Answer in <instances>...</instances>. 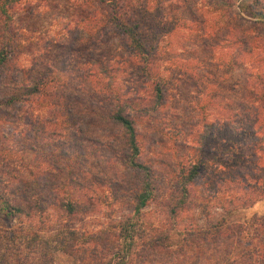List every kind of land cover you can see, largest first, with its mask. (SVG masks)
<instances>
[{
    "label": "rangeland",
    "instance_id": "374dc122",
    "mask_svg": "<svg viewBox=\"0 0 264 264\" xmlns=\"http://www.w3.org/2000/svg\"><path fill=\"white\" fill-rule=\"evenodd\" d=\"M26 1L32 12L21 10L20 2L12 14L17 55L0 72V100L43 72L52 80L47 94L65 99V106L61 116L51 115L46 93L0 105V160L31 169L36 165L41 183L57 176L78 180L76 194L90 195L93 207L71 219L75 228L94 231L132 217L149 231L167 228L178 240V232L204 229L221 219L244 222L264 215V0H145L142 34L150 36L154 24L166 32L154 51L156 70L167 77L163 103L154 106L145 97L142 78L124 62L116 30L106 29L97 14L82 15L81 0ZM129 1L138 7L144 0ZM95 57L111 70L109 88L137 96L145 108L131 113L141 161L156 181L154 198L138 215L130 201L137 178L120 163L119 130L105 119V103L98 96L107 79L89 75L96 70ZM72 109L83 115L84 125L60 121ZM75 126L82 131L75 133ZM61 152L69 159L60 162L67 168L61 164L57 175L53 165ZM193 163L198 173L188 185V203L170 214L168 193ZM64 219L50 208L31 218L0 211L4 228L56 226ZM217 250L189 245L172 257L194 264L214 258Z\"/></svg>",
    "mask_w": 264,
    "mask_h": 264
},
{
    "label": "trees",
    "instance_id": "16d2710c",
    "mask_svg": "<svg viewBox=\"0 0 264 264\" xmlns=\"http://www.w3.org/2000/svg\"><path fill=\"white\" fill-rule=\"evenodd\" d=\"M20 2L21 10L32 12L33 8L26 0H0V72L17 55L15 35L11 34V19ZM133 3L129 0H81L79 6L80 12H85L82 15L97 14V20L106 29L116 30L127 56L124 62L133 67L138 78H142L141 85L148 87L146 99L149 97L153 106L160 105L167 77L157 72L154 51L157 41L166 32L162 31L160 24H154L150 36L142 34L141 30L147 22V1H141L138 7H133ZM93 61L96 70L90 69L89 75L99 74L107 79L104 90L99 91L98 96L105 103V119L119 130L124 149L120 163L137 178L130 201L133 214L138 215L139 210L154 198L156 181L149 165L141 161L140 142L131 113L135 109L144 111L145 108L139 105L137 96L112 91L109 88L111 70L100 58L95 57ZM49 78V73L33 75L27 84L4 96L0 105L12 106L30 97L47 94L52 87ZM47 97L51 115L56 111L61 116L65 99L53 97V93L47 94ZM66 101V104L72 105L71 100ZM72 110L60 121L74 123L80 120L78 126L85 123L82 122L83 115ZM81 131V127L75 126V133ZM67 154L61 152L57 157L58 164L53 165L57 175L62 171L63 163L60 162L69 159ZM12 161L9 158L0 160V211L11 217L21 215L31 218L43 215L50 208L65 219L49 227L20 223L8 228L0 226V264H56L58 258H62L64 264H182L180 259L172 256L180 254L189 245L200 251L218 249L214 258L206 256V261H195L194 264H264V215L252 216L244 222L229 223L221 219L204 229L178 232L181 235L178 240L171 237L169 229L149 231L132 217L86 231L75 228L71 222L72 218L85 215L93 207L90 195L84 191L81 196L76 194L81 188L78 180L56 175L50 179L52 181L41 183L40 170L36 169V165L31 169L22 162L15 165ZM12 163L14 166H9ZM64 168H67L66 165ZM197 169L198 163H193L184 173L178 174L165 203L170 214L188 203V185L197 176ZM46 231L48 234L45 235Z\"/></svg>",
    "mask_w": 264,
    "mask_h": 264
}]
</instances>
